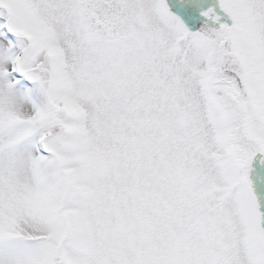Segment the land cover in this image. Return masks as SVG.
Masks as SVG:
<instances>
[{
	"label": "snow or ice",
	"instance_id": "obj_1",
	"mask_svg": "<svg viewBox=\"0 0 264 264\" xmlns=\"http://www.w3.org/2000/svg\"><path fill=\"white\" fill-rule=\"evenodd\" d=\"M0 264H264V0H0Z\"/></svg>",
	"mask_w": 264,
	"mask_h": 264
}]
</instances>
